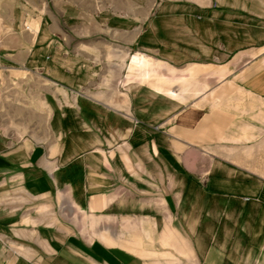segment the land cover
Instances as JSON below:
<instances>
[{
	"label": "crops",
	"instance_id": "crops-1",
	"mask_svg": "<svg viewBox=\"0 0 264 264\" xmlns=\"http://www.w3.org/2000/svg\"><path fill=\"white\" fill-rule=\"evenodd\" d=\"M36 8L0 65L50 82L51 135L0 136V264H264V0Z\"/></svg>",
	"mask_w": 264,
	"mask_h": 264
},
{
	"label": "rangeland",
	"instance_id": "rangeland-1",
	"mask_svg": "<svg viewBox=\"0 0 264 264\" xmlns=\"http://www.w3.org/2000/svg\"><path fill=\"white\" fill-rule=\"evenodd\" d=\"M137 1L148 2L152 7L160 0ZM39 3L40 0H0L1 40L17 39L26 34V36L29 35V37L27 36L29 41H34L37 32L35 34V30L30 31L28 21L36 19V15L44 12V9L37 12L36 6ZM136 55L148 57L135 52L131 56V62L132 57ZM14 72H18L19 75L15 77ZM50 87L48 80L30 68L0 65V136L15 140H27L29 145L48 141L51 135L50 105L53 103L50 96ZM260 102L264 104V101ZM63 104H65V100ZM237 107H240L239 102L236 103V109H238ZM260 118H264V112L260 113ZM247 135L246 129L242 132V136L246 137ZM262 140L264 141V131ZM261 157L260 164L264 169V142L262 143ZM206 179V172L199 175V181L203 185L206 183ZM64 197L63 195L58 196V214L77 226L78 208L74 207L73 214L69 215L67 206L71 209V205L74 206V204ZM244 200L247 201L248 198ZM46 210L48 209L42 208L43 214ZM81 217L82 225L87 221L92 222L87 216L81 215Z\"/></svg>",
	"mask_w": 264,
	"mask_h": 264
},
{
	"label": "built area",
	"instance_id": "built-area-1",
	"mask_svg": "<svg viewBox=\"0 0 264 264\" xmlns=\"http://www.w3.org/2000/svg\"><path fill=\"white\" fill-rule=\"evenodd\" d=\"M1 52H2V41L0 39V57H1Z\"/></svg>",
	"mask_w": 264,
	"mask_h": 264
},
{
	"label": "bare ground",
	"instance_id": "bare-ground-1",
	"mask_svg": "<svg viewBox=\"0 0 264 264\" xmlns=\"http://www.w3.org/2000/svg\"><path fill=\"white\" fill-rule=\"evenodd\" d=\"M1 39V38H0ZM2 41V40H1ZM15 77L16 76H18L19 74H18V72H14V74H13Z\"/></svg>",
	"mask_w": 264,
	"mask_h": 264
}]
</instances>
